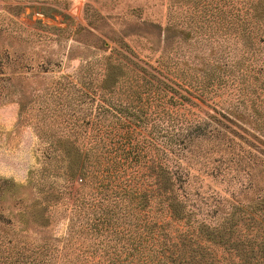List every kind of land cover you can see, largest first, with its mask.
<instances>
[{
    "label": "trees",
    "instance_id": "trees-1",
    "mask_svg": "<svg viewBox=\"0 0 264 264\" xmlns=\"http://www.w3.org/2000/svg\"><path fill=\"white\" fill-rule=\"evenodd\" d=\"M170 2L164 26L142 22L158 47L148 46L152 55L137 60L115 48L102 55L96 80L74 98L78 108L89 109L88 120L70 126L69 136L47 133L43 166L30 172L26 185H17L26 190H13L15 207L0 217V232L9 230L8 236L0 233V264H264V186L252 202L219 191L204 194L185 166L201 157L200 138L219 139L224 154L235 150V136L253 149L249 136L264 140L250 125L232 127L226 116L217 125L177 116L190 100L180 92L188 91L184 84L202 95L208 84L175 81L172 73L186 75L188 61L169 52L173 32L184 41L229 38L239 66L249 60L251 68L264 43V0ZM178 7L183 15L174 14ZM203 27L213 34L204 35ZM3 65L0 58V71ZM212 78L209 84L220 85L218 75ZM92 113L97 119L89 121ZM44 131L38 127L42 140ZM251 155L247 150L248 164ZM217 168L207 175L216 177ZM58 200L70 205L67 232L60 236L47 230L48 210Z\"/></svg>",
    "mask_w": 264,
    "mask_h": 264
},
{
    "label": "rangeland",
    "instance_id": "rangeland-1",
    "mask_svg": "<svg viewBox=\"0 0 264 264\" xmlns=\"http://www.w3.org/2000/svg\"><path fill=\"white\" fill-rule=\"evenodd\" d=\"M170 3V0H0V58L4 63L0 71L2 219L15 207L13 190L20 188L17 185H26L30 172L43 166L47 133L52 138L69 136L70 126L90 117L89 109L78 108V100L74 98L80 92L77 89L86 91L90 82L96 80L102 55L115 48L134 59L147 60L146 55H152L148 46L154 44L149 35L151 28L142 22L164 26ZM184 10L178 7L173 12L183 15ZM202 29L206 30V36L214 30L212 27ZM230 40L220 37L211 41H184L180 33H171L170 56L174 60L188 61L184 67L186 75L174 71L173 79L196 86L199 81L208 84L203 95L184 84L188 91L180 89V92L190 100L188 108L179 109L177 116L198 121L206 119L214 125L218 124L217 120L226 122V118H231L226 123L232 127L237 123L250 125V132L264 140L260 132V127L264 128V43L257 48L258 60L251 58V68L249 60L241 68L237 62L238 49ZM99 45L107 49L97 47ZM159 53L156 51L154 57ZM210 58L214 69L209 64ZM260 63V69H253ZM245 65L249 67L244 68ZM204 73L210 79L204 78ZM213 75L219 76L220 85L209 84ZM210 115L215 117L210 118ZM95 119L92 113L89 121ZM40 126L45 128V140L38 137ZM249 137L256 149L235 136V150L227 154L219 151V139L200 138L197 146L201 157L185 165L196 176L193 184L204 194L219 191L226 198L257 200L264 186V145ZM247 150L252 154L249 164L245 162ZM216 166L220 174L207 175L206 171ZM29 196L24 202L30 201ZM69 207L58 200L48 210L47 230L53 235L66 234ZM2 224L0 222V227ZM0 233L8 236L9 230L7 233L3 229Z\"/></svg>",
    "mask_w": 264,
    "mask_h": 264
}]
</instances>
